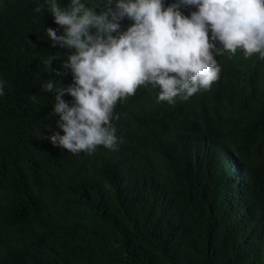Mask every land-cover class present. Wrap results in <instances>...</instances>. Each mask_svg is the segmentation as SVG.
<instances>
[{
	"label": "trees",
	"instance_id": "1",
	"mask_svg": "<svg viewBox=\"0 0 264 264\" xmlns=\"http://www.w3.org/2000/svg\"><path fill=\"white\" fill-rule=\"evenodd\" d=\"M46 3L0 0V264H264V58L216 55L219 79L173 105L140 86L114 109L117 149L74 155L47 139L64 133L42 85L73 77L44 63L70 51Z\"/></svg>",
	"mask_w": 264,
	"mask_h": 264
},
{
	"label": "clouds",
	"instance_id": "2",
	"mask_svg": "<svg viewBox=\"0 0 264 264\" xmlns=\"http://www.w3.org/2000/svg\"><path fill=\"white\" fill-rule=\"evenodd\" d=\"M193 6L190 16L182 13ZM45 8L58 25L45 30L52 47L70 51L60 68H52L60 53L44 63L55 77L68 71L73 77L68 85L51 79L42 85L55 93L50 115L59 116L64 133L47 139L74 155L117 149L114 109L140 86L158 88V99L173 105L219 79L216 55L241 49L245 58H264V0H176L167 7L164 0H106L99 13L82 0H70L66 10L51 0L34 11ZM125 18L132 23L123 30ZM30 100L39 102L35 95Z\"/></svg>",
	"mask_w": 264,
	"mask_h": 264
}]
</instances>
